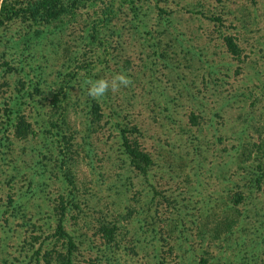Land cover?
Instances as JSON below:
<instances>
[{"label": "rangeland", "instance_id": "obj_1", "mask_svg": "<svg viewBox=\"0 0 264 264\" xmlns=\"http://www.w3.org/2000/svg\"><path fill=\"white\" fill-rule=\"evenodd\" d=\"M225 34L237 37L246 61L228 52ZM118 73L132 84L95 99L101 106L96 114L88 81ZM262 86L264 0H91L50 23L1 27L0 207L7 196L26 191L33 166L43 160L50 200L61 193L76 204L68 229L78 264H264V192L256 186L244 207L249 216L225 241L208 240L202 229L218 220L234 190L252 184L243 175L225 182L224 162L236 166V149L227 152L244 138H264V101L253 105V95L245 92H264ZM15 90L23 96L15 99ZM60 90L66 122L45 139ZM9 103L20 104L32 123L27 140L7 127L3 108ZM192 112L200 115L199 124ZM122 127L152 154L147 175L130 169ZM63 135L67 147L65 140L63 146L57 142ZM61 150L72 180L67 187L52 176L63 173ZM36 192L28 199L29 214L48 230L50 201ZM102 225L116 226L114 241ZM26 232L15 233L7 251L0 248V261L6 252L9 262L22 258Z\"/></svg>", "mask_w": 264, "mask_h": 264}, {"label": "trees", "instance_id": "obj_2", "mask_svg": "<svg viewBox=\"0 0 264 264\" xmlns=\"http://www.w3.org/2000/svg\"><path fill=\"white\" fill-rule=\"evenodd\" d=\"M88 1L91 0H0V28L16 21H23L32 25L50 23L62 18L73 9L86 4ZM217 19V16L214 17V20ZM98 33V30H93L92 36L96 39V41L99 39ZM100 40L102 41L101 36ZM223 40L228 52L231 53L232 56H234L238 61H246L245 57L249 56H247V54H243L245 48L237 41L236 36L225 34L223 35ZM245 92H250L251 95L249 96L253 95V105H255L258 101L260 103L264 101V92L261 90L259 92L255 91L253 94V91L249 87L247 91L245 90ZM14 93H16L15 99L23 96L20 90H15ZM62 95H64V92L62 93V90H60L56 93L55 98L53 99L52 103L56 110L55 112L51 110L52 112H50L49 120H47V124H49V126H46L45 130L42 132V136H46L45 139H47V135L53 136V130L61 128L62 124L66 122L64 116L68 113V105L64 106L62 104ZM92 104L91 108L93 112L96 114L100 113V103L94 99L92 100ZM3 111L4 116L6 117L7 127L13 131V136L15 138L27 140L30 135L33 134L34 130L32 128V123L28 121L20 104L16 103L15 105H12L9 103L4 106ZM190 117L194 124L200 123V115L192 112ZM93 124L97 123L93 122ZM243 131L246 132L245 130ZM120 132L122 143L121 147L125 157L128 159L130 169H134L139 174L147 175L154 165L152 154L142 147L137 138H133L131 136V131L123 129L122 127ZM244 139H241L242 142L238 146H235L233 149H229L227 152L229 155L230 152L235 151L236 149L237 153L234 156L235 167L229 169L231 161L228 159L224 162V165L227 167L226 170L228 171L224 172L226 177L225 182H228L229 185H231L236 180L235 177L237 175H243L242 177H245L246 180L250 179L252 184L246 191H239L237 189L234 190L230 194V201L226 204L225 210L216 216V219L218 220L213 222L212 226L209 225L207 228H202L207 231L204 235L210 241H225L224 238H227L233 229L237 228L238 225L241 224L242 219L249 216H247L248 211L244 210V207H248L249 201L252 198L251 193L253 192L254 186L257 187V190L260 189L264 192V138L254 142L250 140L248 141L246 138ZM64 140L66 143L63 146ZM57 142L63 147H67L69 144L66 140V136L64 135L62 136V140L57 138ZM53 143V141L49 142V145H52L51 149H53ZM61 153H65V156L63 155L61 160H59L60 163L58 164V167H60L63 171V176L60 175L59 172H56L55 176L52 174V176L59 184L61 183L63 185L64 183L67 187V185L72 182L68 169L66 168V165H68L69 162L67 163L66 152L61 150ZM253 153H256L257 155L254 156L253 161L250 162L253 157ZM43 163V160L36 161V164H38L39 167L35 168V166H33L35 173L32 175L33 178L30 179L29 187L26 191L20 193L18 198L16 195V198L12 195L7 196L8 202L7 204H4V209L0 207V231L6 234L4 240L0 238V248L3 252L15 245V233L22 230L30 231V234L26 232L27 235L23 238L25 244L22 245L24 248V252H21L23 254L22 258L19 259L17 257L15 260L12 259L9 262L8 256L10 253L6 252L5 256L0 261V264H78L76 254L77 242L70 229H68L70 210L72 206L76 204H71V200L66 201L68 198L65 199L64 194L61 193L58 194L57 199L52 198V200H50L51 195L50 192L47 191L49 184L45 181L47 173L45 170V164ZM15 167V165L12 166L14 172L17 171ZM41 168L43 170H41ZM16 175L17 174L15 173L12 176L16 177ZM47 177L50 178L48 175ZM35 183L36 185L33 187ZM37 188H39L40 192L46 195L45 198H49L50 201V210L46 206V211L48 212L49 210L50 212L46 220L48 223V230L44 229L43 226L37 225L39 219L35 217L36 214H29L28 199L30 200V198L37 194ZM70 195H72V192ZM41 207L42 205L40 204L36 206L38 209L37 212H39ZM12 217L24 218V220L23 222H20V225L18 226L12 225L10 222ZM115 227V225L112 227L102 225L105 237L114 241L116 239ZM110 241L111 240H109V242ZM251 255H254V252L251 253ZM244 259L247 261V258ZM160 264H164V262L161 260Z\"/></svg>", "mask_w": 264, "mask_h": 264}, {"label": "clouds", "instance_id": "obj_3", "mask_svg": "<svg viewBox=\"0 0 264 264\" xmlns=\"http://www.w3.org/2000/svg\"><path fill=\"white\" fill-rule=\"evenodd\" d=\"M88 96L98 99L104 97L109 90L113 93L120 90L121 87H128L132 84L131 78L125 73H118L111 80L107 78H99L95 81H88Z\"/></svg>", "mask_w": 264, "mask_h": 264}]
</instances>
